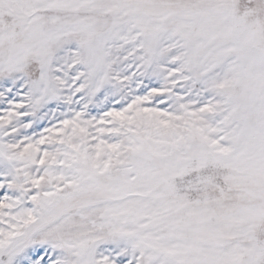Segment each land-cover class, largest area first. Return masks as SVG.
Instances as JSON below:
<instances>
[{
	"label": "rangeland",
	"instance_id": "1",
	"mask_svg": "<svg viewBox=\"0 0 264 264\" xmlns=\"http://www.w3.org/2000/svg\"><path fill=\"white\" fill-rule=\"evenodd\" d=\"M0 264H264V0H0Z\"/></svg>",
	"mask_w": 264,
	"mask_h": 264
}]
</instances>
